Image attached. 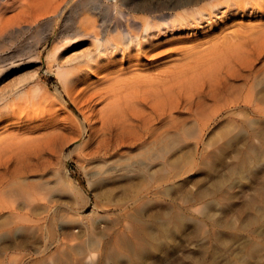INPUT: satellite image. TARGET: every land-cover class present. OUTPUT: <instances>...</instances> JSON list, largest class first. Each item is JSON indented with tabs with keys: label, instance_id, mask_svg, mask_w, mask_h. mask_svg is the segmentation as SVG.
Segmentation results:
<instances>
[{
	"label": "rangeland",
	"instance_id": "374dc122",
	"mask_svg": "<svg viewBox=\"0 0 264 264\" xmlns=\"http://www.w3.org/2000/svg\"><path fill=\"white\" fill-rule=\"evenodd\" d=\"M30 3L21 10L32 13L34 2ZM18 11L19 8L13 14ZM217 13L214 21L220 16V11ZM65 14L46 23L50 26L44 23L47 27L34 25L24 29V37L0 47V109L18 106L26 111L33 109L28 102L30 92L52 99L61 94L64 101L57 106L59 118L72 126L73 119L82 121L71 98L81 89L87 88L89 95L94 91L122 88L116 91L119 97L112 92L106 101L97 93L84 108L83 114L98 117L100 122L104 106L123 100V94L131 91L123 88L124 79L132 81L129 84L140 85L136 87L140 94L156 77L170 76L173 83V79H183L186 74L188 78L198 72L203 74L206 54L200 52L204 47L199 46L208 41L207 36H222L239 23L255 25L260 18L246 15L234 21L229 15L218 19L211 30H200L195 23L142 30L138 40L148 44L134 50L138 49L139 41L136 37L128 38V46L133 44L132 56L124 59L121 45L120 52L99 61L102 53H111L117 50L116 46L112 44L104 50L100 42L89 37L65 45L54 59L50 49L56 40L44 44V48L42 39L33 51L37 55L28 53L11 69L5 68L8 56L23 49L22 45L29 49L27 46L45 35L49 37L56 26L57 31L64 29V21L71 17ZM111 19L115 22V18ZM112 58L115 60L110 61ZM120 61L124 66L117 71ZM136 63L144 67L129 71ZM59 66L80 70L74 94L65 91V84L57 73ZM105 69L114 70L107 76L110 79L104 78ZM257 91L258 87L254 99ZM220 109L214 119H204V129H198L195 120L189 121L188 126L195 127V131L187 129L182 138H175L168 153L157 150L148 153L137 145L125 147L120 140L116 145L115 140L112 143L115 150L110 154L84 163L76 148L88 137L81 141L75 131L66 132L71 141L62 160L55 162L56 168L31 178L52 187L45 200L55 206L58 215L9 223H3L1 218L0 264H264V107L245 108L224 103ZM194 112L184 111L179 121ZM3 119L12 122L0 115V138L17 141L25 137L23 130L15 132V126L3 130ZM198 120L202 119L198 117ZM239 161H248L250 165L244 166ZM60 176L73 181L81 197L75 198L72 189L69 191L64 184H57Z\"/></svg>",
	"mask_w": 264,
	"mask_h": 264
},
{
	"label": "bare ground",
	"instance_id": "6f19581e",
	"mask_svg": "<svg viewBox=\"0 0 264 264\" xmlns=\"http://www.w3.org/2000/svg\"><path fill=\"white\" fill-rule=\"evenodd\" d=\"M32 2L34 4H31ZM32 2L30 3L29 0H0V47L3 44L7 46L5 43L14 44L26 33L24 31L26 28L34 25L37 28L43 27L44 23L48 24L64 12L65 17L66 15L71 17H67L64 21V29L57 31L56 26L57 29L55 28L49 37L47 35L44 38L40 37L41 39L34 45L27 46L29 49H25L24 44L23 49L9 55L10 58L5 63L7 70L14 67L17 60L38 49L37 44L42 39L41 46L53 39L56 40L52 44V50L50 49L52 52L50 56L54 59L65 45L84 37L100 42V47L104 50L115 44L117 50L102 53L100 56L102 59H98L99 61L111 55L113 57L114 54L120 52L121 45H123L122 58L124 59L132 56L133 44L128 46V38L136 37L134 39L139 41L142 30L147 31L154 27L164 26L166 28L193 26L194 23V26H198L200 30L206 28L211 30L218 19L229 15L234 21L246 15H259L260 18L255 25L239 23L234 25L233 30L222 36H207L208 41L199 46L204 47L200 52L206 54V63L203 65L206 67V72L203 74L193 73L194 75L189 78L186 74V79L179 77L173 79L172 81H175L173 83L169 79L170 76L156 77L155 82L151 81L148 84H146L148 82L146 78L147 90H142L140 94L136 90V87L140 85L129 84L132 81L124 79L123 88L131 89L132 93L123 94V100L108 102L101 110L100 122L97 121L98 117L83 114L84 108L94 100L93 97L97 93H99V98L106 101L113 95L112 92L119 97L116 91L122 88L94 91L89 95H87V88L81 89V93L71 98L72 102L78 105V107L76 105V112L82 117V121L80 120L79 123L73 119L70 122L72 126L59 118L60 110L57 106L64 101L61 94H57V97L52 99L47 95L30 92L28 102L33 109L26 111L20 106L14 109H0V115L12 121L9 123L3 119L4 125L1 127L3 130L9 126H15V132L18 133L21 129L23 130L21 132L25 133V137L17 141L0 138V219L2 218V222L57 217L58 210L55 206L49 205L48 200H45L52 187L41 185L31 178L35 174L42 175L56 168L54 167L55 162L62 160L64 151L71 141L66 136V132L75 131L81 141L85 140L86 136L88 137L85 143L76 149L80 150L81 161L89 163L115 150L112 148L115 140L116 145L120 140L125 147L137 145L136 147L139 146L148 153H151V150L168 153L175 138L181 137L183 133L185 135L187 129H192L189 132L195 131V127L188 126L189 121L195 120L194 123L198 129H204V119H214V115L221 110L224 103L245 108L254 105H259L262 109L264 107V0H32ZM28 3L34 6L32 13L21 10V7ZM18 8V13L13 14ZM216 11H220V16L214 21L219 14ZM204 15L208 18L205 19ZM111 18H115V22ZM46 25L44 26H50ZM66 27L71 30L68 31ZM36 32L39 30L37 29ZM126 40H128L127 43ZM142 42L139 41L138 49L134 48V50H140L142 45L145 47L148 44ZM30 58L32 57L27 59ZM96 60L92 58V61ZM114 60L112 58L110 61ZM123 66V61L118 62L117 71H121ZM143 67L144 65L136 63L128 69L136 72ZM1 71L2 69L0 73ZM113 71L105 69L103 72L106 73V77L104 78L110 79L111 77L107 76ZM79 72L74 68L58 67L57 73L68 93L74 94L75 83L79 82L76 80L80 79ZM257 87L258 95L263 93V96L256 95L254 99ZM186 110L195 112L190 113L191 117L183 119L184 121H179L178 117H181ZM198 117L202 119V122H199ZM197 132L200 133L199 130ZM121 144L118 143L119 146ZM256 149L257 147L252 151L255 153ZM241 163L247 167L250 165L248 161ZM56 183L64 184L63 186H66L69 191L72 189L75 198L81 197L79 189L67 177L60 176ZM217 185L216 183L215 186ZM171 221L169 219V222ZM158 225L156 228L159 227Z\"/></svg>",
	"mask_w": 264,
	"mask_h": 264
}]
</instances>
